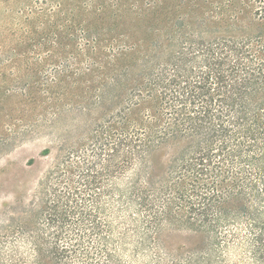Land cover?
Returning <instances> with one entry per match:
<instances>
[{
  "label": "trees",
  "instance_id": "16d2710c",
  "mask_svg": "<svg viewBox=\"0 0 264 264\" xmlns=\"http://www.w3.org/2000/svg\"><path fill=\"white\" fill-rule=\"evenodd\" d=\"M109 64L88 92L104 119L64 140L0 264H264V28L179 27ZM172 230L201 245L167 249Z\"/></svg>",
  "mask_w": 264,
  "mask_h": 264
},
{
  "label": "rangeland",
  "instance_id": "374dc122",
  "mask_svg": "<svg viewBox=\"0 0 264 264\" xmlns=\"http://www.w3.org/2000/svg\"><path fill=\"white\" fill-rule=\"evenodd\" d=\"M255 6L254 0H0V235L10 217L35 201L74 127L104 119L89 109L91 74L105 75L110 60L137 56L179 27L257 33L264 24ZM160 240L176 252L201 245L186 230L165 231ZM122 262L147 260L123 255Z\"/></svg>",
  "mask_w": 264,
  "mask_h": 264
}]
</instances>
